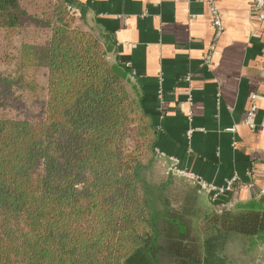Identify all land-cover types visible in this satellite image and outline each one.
Segmentation results:
<instances>
[{
  "label": "trees",
  "instance_id": "1",
  "mask_svg": "<svg viewBox=\"0 0 264 264\" xmlns=\"http://www.w3.org/2000/svg\"><path fill=\"white\" fill-rule=\"evenodd\" d=\"M67 5L37 18L0 0V264H232L230 235L263 244L264 193L204 214L202 238L191 211H165L142 178L156 133L131 72L106 59L109 38L71 27Z\"/></svg>",
  "mask_w": 264,
  "mask_h": 264
},
{
  "label": "crops",
  "instance_id": "2",
  "mask_svg": "<svg viewBox=\"0 0 264 264\" xmlns=\"http://www.w3.org/2000/svg\"><path fill=\"white\" fill-rule=\"evenodd\" d=\"M64 1L112 41L114 58L128 66L159 160L175 159L178 168L216 187L236 179L228 195L233 208L258 197L264 187V21L251 12L252 0H214L223 25L215 41L211 12L199 0ZM192 187L205 214L219 212L211 193Z\"/></svg>",
  "mask_w": 264,
  "mask_h": 264
},
{
  "label": "rangeland",
  "instance_id": "3",
  "mask_svg": "<svg viewBox=\"0 0 264 264\" xmlns=\"http://www.w3.org/2000/svg\"><path fill=\"white\" fill-rule=\"evenodd\" d=\"M20 4L35 17L43 18L47 13L53 12L56 7L60 6V0H20ZM64 12L66 13L65 17L70 20L71 27H80L92 33L103 46L105 45L104 39L89 26L85 17H81L76 7L67 5ZM34 22L33 20L28 22V29L33 31L32 34L36 40L42 41L46 37L48 30H45L41 25L34 24ZM106 59L109 62H113V53L106 54ZM133 82V79H131L127 85V89L132 98H135L132 87ZM14 112L19 114L21 111L14 110ZM169 166V162L164 165L155 155L149 168L142 172V178L146 184L153 187L152 190L157 199L160 197L163 200L168 199V202L164 200L166 205L165 211L168 214H183L191 211L192 214L188 218L190 227L196 235L199 234L198 236L202 238L200 227L205 211L200 198H198V193L192 187L195 184L191 179L170 171ZM162 185L164 187L161 190L160 187ZM154 205L157 211L162 208L157 201ZM163 215L159 216L160 222L163 219ZM237 236L238 238L229 239L225 247V254L229 257L232 264H264V244H257L249 250L248 242L243 238H239L241 237L240 235ZM159 259L160 264H175L172 258L162 254H159Z\"/></svg>",
  "mask_w": 264,
  "mask_h": 264
},
{
  "label": "built area",
  "instance_id": "4",
  "mask_svg": "<svg viewBox=\"0 0 264 264\" xmlns=\"http://www.w3.org/2000/svg\"><path fill=\"white\" fill-rule=\"evenodd\" d=\"M201 2H205L208 5V8L211 12L212 16V23L215 29V34H214V41L220 36L223 30V25H222V17L219 11V8L215 5L214 0H199ZM251 12L261 21H264V0H252L251 4ZM212 45V49H213ZM254 98V96H253ZM254 105L251 106V111L254 109ZM251 111L247 115V120L246 123L249 124V117L251 114ZM169 170L172 171L173 173H177L180 175H183L189 179H191L194 184L202 191L211 193L212 201H218V206H219V211L222 209L229 210L233 208V203L230 200H224L223 198H226L228 194L231 192L232 188L238 184V181L236 179H231L227 181L226 186L224 187H216L213 184L207 183L204 180L200 179L199 177L190 174L189 172H185L184 170H181L177 166V162L175 159H170L169 161ZM262 180L264 181V168L262 170V175H261ZM264 193V187L261 189V193ZM221 200V201H220Z\"/></svg>",
  "mask_w": 264,
  "mask_h": 264
}]
</instances>
